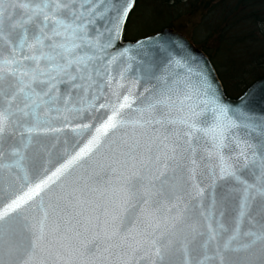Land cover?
<instances>
[{"label": "snow or ice", "instance_id": "snow-or-ice-1", "mask_svg": "<svg viewBox=\"0 0 264 264\" xmlns=\"http://www.w3.org/2000/svg\"><path fill=\"white\" fill-rule=\"evenodd\" d=\"M134 3L135 0H36L34 3L0 0V147L22 121L35 120L34 127L28 128L29 132L36 130L42 122L46 123V120L41 121V114L48 117L55 112L67 121L73 112L90 113L102 97L105 102L100 103L99 108L108 109L98 126L77 125L81 129L94 127V134L85 147L0 209V240L13 231L12 214L19 215L29 201L48 190V208L54 215L52 227L46 233L49 212L41 203L43 216L38 227L31 225L33 238L23 264H48L49 258L52 264H97L98 258L102 264L103 261L111 264L109 258L113 256L115 264H136L141 253L148 256L153 249V255L162 260L166 245L156 237L159 222L149 207L153 194L151 181L141 197L145 205L141 217L133 223L126 213L134 194L129 192L126 183H121L118 189L122 193L119 203L100 204L98 201L110 190L112 181L107 186L97 185L90 183V176H72L71 170L77 165H88L91 156L99 154L107 162L95 167H108L113 173L123 166L136 168L137 164L152 163L161 164L164 170L171 166L176 171L181 167V161L188 158L185 153L195 155L192 146L195 137L203 144L207 170L216 179L230 176L240 181L237 169L229 163L231 157L225 155V150H233L232 144L240 149L239 155L244 157L245 166L251 163L261 170L258 184L247 185L239 217L223 243V250L245 253L243 264H264V224L256 231L245 233L248 239L233 247V242H238L241 235L239 225L247 212L249 190L254 189L255 195L264 198V119L257 122L243 109L233 110L222 103L219 90L213 86L204 68H194L185 59H169L160 75L153 77L157 84L150 96L133 107L138 80L130 83L126 94L119 90L124 88L125 72L131 69L135 57L129 48L119 50L116 55L109 50H115ZM17 8L25 10L26 19H16ZM101 21L105 23L100 24ZM137 44L142 45V42ZM123 57H127L123 61L126 67L115 80L110 66ZM148 91L146 88L145 92ZM109 96L114 97L115 102ZM74 97L80 101L79 108L70 106ZM126 109H131L135 115L129 118ZM87 118L97 119L93 115ZM154 124L160 125L163 131L153 129L156 135L142 145L137 136L143 133H138L137 129L144 130ZM256 131L259 140L251 143L252 133ZM152 144L162 150L155 158L151 155ZM141 147L144 153L138 156ZM249 152L250 158L246 154ZM19 153V149L13 150L14 155ZM191 163L195 166L196 159L192 158ZM2 166L13 167L11 164ZM216 168H219L218 176ZM191 173L194 175L195 168ZM159 174L164 175V171ZM19 178L27 182V173ZM52 185L58 190L52 191ZM193 187L196 195L204 191L196 185ZM85 205L93 206V215H83ZM101 208L102 212L99 211ZM80 227L85 232L91 230L89 239H81ZM219 227L223 228V225ZM209 231V239H214L216 230L209 225ZM46 235L49 237L47 249L42 247ZM90 243L97 246L96 253H90ZM4 251L11 257L19 250L9 244ZM44 252L47 257L40 256ZM0 264L8 262L0 260Z\"/></svg>", "mask_w": 264, "mask_h": 264}, {"label": "water", "instance_id": "water-1", "mask_svg": "<svg viewBox=\"0 0 264 264\" xmlns=\"http://www.w3.org/2000/svg\"><path fill=\"white\" fill-rule=\"evenodd\" d=\"M13 2L34 3L36 0H13ZM136 4L137 0H135L133 8L128 14L115 50H109L112 55H116L119 50L129 48L135 57L131 62V69L125 72L124 88L119 90L122 94H126V89L130 83L133 80H138L136 85L137 99L133 107L140 105L141 101L150 96L153 87L157 84V80L153 77L160 75L169 59H185L194 68H204L213 86L219 90L222 103L233 110L243 109L257 122L264 119V77L252 84L239 98H230L227 96L217 70L207 54L198 48L188 36L174 28H165L158 33L134 41H124L126 26ZM24 11L22 8L15 10L17 20L26 19ZM104 23V21L100 22V24ZM101 30L103 29L101 28ZM138 41L142 42V45L137 44ZM126 60L127 57H123L117 64L110 66L115 80L119 79V72L126 67L123 62ZM146 88L149 89L148 92H145ZM109 98L115 102L114 97L109 96ZM104 102L102 97L96 102L95 108L90 113L87 111L79 114L73 112L67 121L62 116L58 117L55 112H52L48 117L41 114V121L46 120L47 122H42L36 130L31 132L28 131V128L34 127V119L20 123L0 147V151L3 152V155L0 156V209H3L11 199L23 195L28 191L29 186H33L44 179L46 174L55 171L65 160L77 153L80 148L85 147L88 139L94 134V127L81 129L77 125L93 124L98 126L108 112L107 108H99V104ZM70 106L79 108L81 105L78 98L74 97ZM125 111L129 118L135 115L131 109ZM89 115L96 116L97 119L90 120L87 118ZM165 127L171 128L172 126L166 125ZM48 128L59 129V131H47ZM153 129L163 131L160 125L155 124L144 130L137 129L138 133H143V135L137 136L142 145H146L156 135ZM258 140L259 132L256 131L252 133L250 142L257 143ZM192 146L195 148V155L193 156L190 152L185 153L188 158L181 161V167L176 171H173L171 166L164 170L161 164L152 163L145 166L137 164L136 168H132L130 165L123 166L118 168L116 173H113L108 167L102 169L95 167L97 164L107 162L105 157L99 154L91 156L88 165H77L71 170L72 176H90V183L97 185L107 186L108 182L112 181L110 190L98 201L100 204L109 201L119 203L122 193L118 189L121 183H126L129 192L134 194L127 204L128 211L126 213V216L133 223L136 222L137 217H141V210L145 207L141 197L149 181L152 182L153 194L149 207L159 222L156 237L162 244L166 245V248L162 260H158L153 255V249L148 256L141 253L136 259V264H243L242 257L245 253L225 251L223 250V243L235 227L247 185L258 184L261 170L251 163L245 166L244 157L239 155L240 149L232 144L233 150L231 152L225 150V155L231 157L229 163L237 169L240 181L230 176H226L223 180L216 179L207 170V156L203 144L197 142L194 137ZM151 147V155L155 158L162 150H158L157 144H152ZM14 149L20 150L19 155L13 154ZM143 153L144 148L141 147L138 150V156ZM246 154L249 158L251 157L250 152ZM192 158L196 159L195 166L191 163ZM17 161H19V166H16ZM5 164H11L13 167L5 168L2 166ZM193 168H195L194 175L191 173ZM86 169L87 171H85ZM160 171H164V175H160ZM215 171L218 176L219 168H216ZM25 173H27V182L19 178ZM121 173L123 174L122 177ZM241 181L246 183H241ZM194 185L204 190L201 195L195 194ZM50 187L52 191L58 190L56 185ZM248 194L247 212L239 225L241 235L238 242H233V247H237L239 243L248 239L244 235L245 233L256 231L261 224H264V198L255 195L254 189L249 190ZM41 203H43L44 208H48L50 203L48 190L29 201L24 206L22 213L19 215L17 213L12 214L13 231L10 236L0 240V260L7 261L8 264H23L27 258L26 250L30 248L33 238L31 225L36 224L38 227L43 216ZM92 207L85 205L82 210L83 215H93ZM99 211L102 212L103 208ZM48 212L49 220L45 226L46 233L52 227L54 219L51 208H48ZM24 217H28V219L26 220ZM81 222L83 223L82 218ZM221 224L223 228L219 227ZM209 225L216 230L217 234L214 239H209ZM79 230L81 239L91 237V230L85 232L82 227ZM48 239L49 237L46 235L42 242V247L45 249L48 248ZM9 244L19 250L17 254L11 257L7 256L4 251ZM88 249L90 253L98 251L95 243H90ZM40 256L47 257V253H40ZM109 259L111 264H115L116 258L114 256ZM48 264H52L51 258L48 259ZM97 264H102L101 259H97ZM103 264H108V261H103Z\"/></svg>", "mask_w": 264, "mask_h": 264}, {"label": "trees", "instance_id": "trees-1", "mask_svg": "<svg viewBox=\"0 0 264 264\" xmlns=\"http://www.w3.org/2000/svg\"><path fill=\"white\" fill-rule=\"evenodd\" d=\"M141 1L129 18L124 41L139 39L129 38L126 31ZM149 6L166 22L142 37L165 28L188 36L214 64L228 97L239 98L264 77V0H154Z\"/></svg>", "mask_w": 264, "mask_h": 264}, {"label": "rangeland", "instance_id": "rangeland-1", "mask_svg": "<svg viewBox=\"0 0 264 264\" xmlns=\"http://www.w3.org/2000/svg\"><path fill=\"white\" fill-rule=\"evenodd\" d=\"M153 2L154 0H144V2L143 0L141 1L138 11L132 16L130 21L131 25L126 31L129 38H140L164 27L166 20L159 14L155 15L153 6H149V4Z\"/></svg>", "mask_w": 264, "mask_h": 264}]
</instances>
